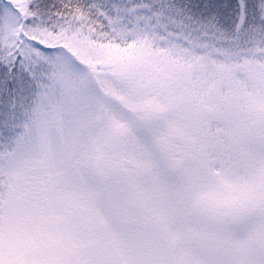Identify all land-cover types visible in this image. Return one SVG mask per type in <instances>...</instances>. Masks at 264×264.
Here are the masks:
<instances>
[{"label":"snow or ice","instance_id":"1","mask_svg":"<svg viewBox=\"0 0 264 264\" xmlns=\"http://www.w3.org/2000/svg\"><path fill=\"white\" fill-rule=\"evenodd\" d=\"M0 264H264V0H0Z\"/></svg>","mask_w":264,"mask_h":264},{"label":"trees","instance_id":"2","mask_svg":"<svg viewBox=\"0 0 264 264\" xmlns=\"http://www.w3.org/2000/svg\"><path fill=\"white\" fill-rule=\"evenodd\" d=\"M179 2H181V3H189V4H197V3H201L202 0H179Z\"/></svg>","mask_w":264,"mask_h":264}]
</instances>
